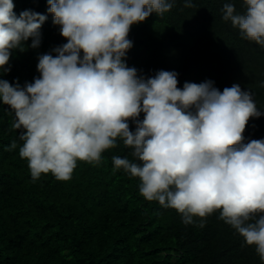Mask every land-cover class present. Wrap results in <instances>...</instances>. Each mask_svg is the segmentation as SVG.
<instances>
[{
	"label": "clouds",
	"instance_id": "1",
	"mask_svg": "<svg viewBox=\"0 0 264 264\" xmlns=\"http://www.w3.org/2000/svg\"><path fill=\"white\" fill-rule=\"evenodd\" d=\"M243 12L224 3L222 19L242 39L264 47V0H242ZM47 12L66 43L38 57L39 76L21 86L0 79V102L19 130L20 158L32 179H71L77 162L99 166L102 153L123 146L132 159L113 156V171L139 180V194L200 227L219 212L264 264V140L244 143L250 118L260 117L250 91L239 84L185 82L175 71L138 76L125 58L131 27L175 0H47ZM191 7L190 3L185 4ZM13 0H0V71L12 50L41 42L47 16L30 9L19 16ZM52 53H55L53 55ZM143 114V119H140ZM135 131L130 130L129 121ZM17 148L13 140L8 151Z\"/></svg>",
	"mask_w": 264,
	"mask_h": 264
},
{
	"label": "trees",
	"instance_id": "2",
	"mask_svg": "<svg viewBox=\"0 0 264 264\" xmlns=\"http://www.w3.org/2000/svg\"><path fill=\"white\" fill-rule=\"evenodd\" d=\"M229 2L244 11L242 0H175L163 16L153 13L131 27L125 62L144 78L175 71L179 88L206 80L221 91L239 84L262 113L249 119L244 143L264 140V47L242 39L222 19ZM13 3L17 16L27 9L47 16L40 45L32 48L29 38L24 51L12 50L5 66L10 70L0 71V79L23 86L40 75L38 57L67 41L47 12V0ZM13 119L0 102V264H262L255 246H247L218 211L204 227L199 217L186 225L176 210L144 199L138 178L113 171V156L132 159L122 141L102 153L99 166L78 161L68 181L50 173L34 181L19 156ZM129 126L135 131L131 120ZM13 140L17 148L8 151Z\"/></svg>",
	"mask_w": 264,
	"mask_h": 264
}]
</instances>
